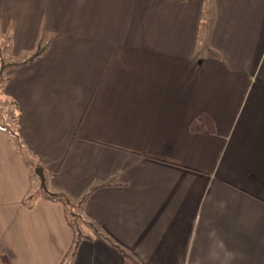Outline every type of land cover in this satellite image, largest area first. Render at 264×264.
<instances>
[{"label":"crops","instance_id":"crops-1","mask_svg":"<svg viewBox=\"0 0 264 264\" xmlns=\"http://www.w3.org/2000/svg\"><path fill=\"white\" fill-rule=\"evenodd\" d=\"M0 45V264H264V0H0Z\"/></svg>","mask_w":264,"mask_h":264},{"label":"rangeland","instance_id":"rangeland-1","mask_svg":"<svg viewBox=\"0 0 264 264\" xmlns=\"http://www.w3.org/2000/svg\"><path fill=\"white\" fill-rule=\"evenodd\" d=\"M3 43H5L3 41ZM4 45V44H3ZM1 46L0 45V80L5 76V72L8 70V68L12 65V59L8 56L5 55V46ZM1 86V85H0ZM9 104L5 103V101L0 99V122L4 123L5 122H11V118H10V109L11 106H8ZM30 177H31V182H33L34 184H36L35 187H37L38 190H41L44 188L40 185V181L37 177V174L35 173L34 170H30ZM68 214V213H67ZM69 215V219L70 222L72 223L71 225H73L74 228V233H76V236H78V232H77V228L79 227V219L71 217L70 214Z\"/></svg>","mask_w":264,"mask_h":264},{"label":"trees","instance_id":"trees-1","mask_svg":"<svg viewBox=\"0 0 264 264\" xmlns=\"http://www.w3.org/2000/svg\"><path fill=\"white\" fill-rule=\"evenodd\" d=\"M9 104V106H11V109H10V116H14L15 115V108L13 107V102H12V104H11V102L10 103H8ZM0 130H5L7 133H9L12 137H16V132L14 131V128H12L11 127V125L9 124V123H7L6 124V122L4 121V123H1L0 122ZM43 197L44 198H46V199H49V200H51V201H55V202H61V203H67L68 202V200H67V198L63 195V194H61V193H49V192H44L43 193ZM76 244V241H73L72 243H71V249H70V251H72V248H73V246ZM70 253V252H69Z\"/></svg>","mask_w":264,"mask_h":264},{"label":"water","instance_id":"water-1","mask_svg":"<svg viewBox=\"0 0 264 264\" xmlns=\"http://www.w3.org/2000/svg\"><path fill=\"white\" fill-rule=\"evenodd\" d=\"M35 173L37 174V176L39 178L40 185L44 188V179H43L41 169L39 167L35 168Z\"/></svg>","mask_w":264,"mask_h":264}]
</instances>
